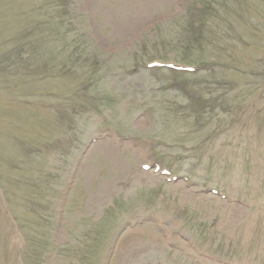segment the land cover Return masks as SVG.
<instances>
[{
    "label": "rangeland",
    "instance_id": "rangeland-1",
    "mask_svg": "<svg viewBox=\"0 0 264 264\" xmlns=\"http://www.w3.org/2000/svg\"><path fill=\"white\" fill-rule=\"evenodd\" d=\"M23 234L36 264H264V0H0V264Z\"/></svg>",
    "mask_w": 264,
    "mask_h": 264
},
{
    "label": "trees",
    "instance_id": "trees-1",
    "mask_svg": "<svg viewBox=\"0 0 264 264\" xmlns=\"http://www.w3.org/2000/svg\"><path fill=\"white\" fill-rule=\"evenodd\" d=\"M127 202H125L124 204H126ZM35 226V225H34ZM22 228V227H21ZM35 228V227H34ZM21 230V229H20ZM23 237H24V241H25V243H27L26 244V247L24 248L25 249V251L26 252H24V258H25V263L26 264H36V262H35V252L33 253V250H31L32 248H33V246L31 245L32 243H30L31 242V240L27 237V236H25L24 234H23ZM41 262V261H40ZM39 262V263H40ZM39 263H37V264H39Z\"/></svg>",
    "mask_w": 264,
    "mask_h": 264
}]
</instances>
